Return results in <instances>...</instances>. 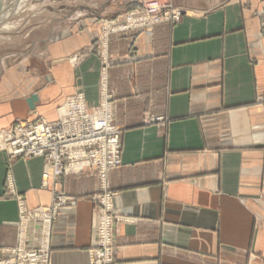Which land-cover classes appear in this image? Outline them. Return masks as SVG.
<instances>
[{
  "label": "crops",
  "instance_id": "1",
  "mask_svg": "<svg viewBox=\"0 0 264 264\" xmlns=\"http://www.w3.org/2000/svg\"><path fill=\"white\" fill-rule=\"evenodd\" d=\"M176 1L199 15L159 25L152 37L111 40L110 57L119 63L108 71L109 92L123 162L106 181L121 220L114 264H264V0ZM83 27L51 26L45 38L32 35L45 60L21 54L6 69L3 56L0 131L18 119L56 120L75 91L98 104L96 55L76 67L64 60L95 42L97 25ZM150 114L167 121L146 124ZM96 169L43 187L50 168L42 158L10 159L0 151V261L12 258L19 241L12 188L29 207L49 206L53 190L76 196L53 224L49 264H89L90 195L102 189ZM37 242L32 223L27 246Z\"/></svg>",
  "mask_w": 264,
  "mask_h": 264
},
{
  "label": "rangeland",
  "instance_id": "2",
  "mask_svg": "<svg viewBox=\"0 0 264 264\" xmlns=\"http://www.w3.org/2000/svg\"><path fill=\"white\" fill-rule=\"evenodd\" d=\"M18 1L1 0L0 2V61L3 56L7 54V56H5V65L2 66L6 69H10L15 64L19 63L21 54L37 53L38 56L45 60L47 55L45 57L44 51L40 50L39 47H32L33 44H31L32 40L30 39L35 33H37L40 38H45L47 31L45 28L51 26L59 28L62 27V25H80L82 29L84 28L83 25H85L86 28L89 27V25H97L98 27V34L95 42L89 46L87 50L82 49L76 51L64 58L66 62L73 67H76L88 54L96 55L101 65L99 75L100 99L98 104H89L82 91H75L73 94L64 97L63 103L58 108L59 117L56 120L51 121L42 116H39V118L35 120L18 119L10 128L0 131V151H5L10 159L18 157L27 159L42 158L44 166L50 168L49 172L46 170L43 172V187H48L51 183L59 181L65 174H78L87 167L97 168L96 170L102 183V189L99 192L90 195L91 201L95 204L91 244L88 249L89 264H91L96 258L91 255V251L95 248L93 246L94 232L96 231L98 235L100 234L98 232L99 213L102 209H109L107 206H104V204H107L105 201L110 203V205H108L110 206L108 212L112 217V221H114L112 225L114 250L117 248L115 239L116 226L117 223L121 221L114 212L113 203L117 194L106 188L107 176L110 170L121 166L123 163L121 129L115 123L114 109L112 105L114 97L113 94L109 92L108 71L110 67L119 63V61H115L110 57L111 40L113 38L119 39L122 37L134 38L141 33H146V35L152 37L154 36L155 28L159 25H177L184 17L198 16L199 13H196V11L189 9L186 6L178 4L176 0H136L137 2L134 3H131V0H28L25 5L20 7V9L17 8ZM7 11H11L9 14L10 16L4 18L3 15ZM39 59L34 58V64L39 65ZM77 95L83 96V102L88 114H93L94 116L103 115V117L109 121L110 131H106L105 133L106 140L103 142L104 144L100 142L94 147L87 146L86 149H89L90 151L88 153L91 154L96 149L99 151H109V141L112 139H118V159L115 166H111L105 170V172L92 162L86 164L81 169L72 166L71 162L75 159L69 158V156L64 153V151L69 149L66 147L69 144L66 143L62 148L55 146L63 136L62 134L64 131L59 132V130L57 132L55 131L53 136L48 139V143L51 145L47 148L50 151L48 152L50 157L48 155L28 156L26 154L27 152L24 150L20 151V153H15V151H13L16 146L13 136H16L19 127H22V125H28L29 123L34 126L40 123H47L50 125L63 124V119L65 117L68 115L70 117L74 111H78L76 108L75 110L74 108H71L70 103L72 97ZM261 101L264 102V97L261 98ZM144 121L146 124H164L167 119L163 115L150 114L145 115ZM72 147L73 145L71 148ZM27 149L29 150L30 147H27ZM55 152H58L56 158L52 155ZM57 158L62 161V171L56 169ZM45 176H48V179H46ZM8 182L11 183L12 180L8 179ZM9 193L16 198L18 203L19 217L16 227L17 230L20 231V233L18 232L19 238L21 233L26 234L27 237L32 223L36 225L38 224L37 245L32 248L28 247L27 243L26 246L24 243H22V245L28 251L36 253L38 257L37 264H49L50 233L52 232L53 224L63 208L73 207L77 204V197L69 195L66 192L53 190V197L49 206L29 207L24 195L16 190H12V188L9 189ZM47 230H49L48 233ZM33 231H35V229ZM17 247L18 244L13 250ZM13 250L10 252L12 256L10 260L17 257ZM116 252L117 249L115 253ZM10 260L6 262L0 261V264H9L8 262ZM29 260V255L24 254L22 255V259L18 260L17 264H22V262L24 264L27 261L29 262ZM115 262L116 254L113 264ZM101 264H104L103 259Z\"/></svg>",
  "mask_w": 264,
  "mask_h": 264
},
{
  "label": "built area",
  "instance_id": "3",
  "mask_svg": "<svg viewBox=\"0 0 264 264\" xmlns=\"http://www.w3.org/2000/svg\"><path fill=\"white\" fill-rule=\"evenodd\" d=\"M70 103L71 108H74V110L76 108L78 111H74L70 117L69 115L65 117L63 119V124L50 125L47 123H40L34 126L29 123L28 125H22V127H19L16 136H13V139L16 143V146L14 148L15 150L13 149V151H15V153H20V151L24 150L25 152H27L26 154L28 156L48 155L50 157L48 153L50 151L47 148L51 145L48 143V139L53 136L55 131L57 132L59 130V132H64L62 134L63 136L60 138L61 140H59L55 146L62 148L64 145H66V143L70 145L66 146L69 149H67V151H64V153L65 155H68L69 158L75 159L71 162L72 166L77 167V169H81L86 164L92 162L98 165L103 172H105V170H107L111 166H115L118 159V139H112L109 141V151H99L98 149H96L93 153L90 154L88 153L90 152L89 149H86L87 146L94 147L100 142L104 144L103 142L106 140L105 133L106 131H110L109 121L106 120L103 115L94 116L93 114H88L83 102L82 95L73 96L72 100H70ZM72 145L73 147L71 148ZM27 147H30V149L28 150ZM52 155L56 158L58 156V152H55ZM56 160V169L62 171V161H60L58 158ZM45 178L48 179V176H45ZM105 203L107 204H104V206H107V208L109 209H102L99 213L98 232L100 234L98 235L96 231L94 232L93 246L95 248L91 251V255L92 257H96V261L93 260V263L91 262V264H101L102 259L104 264H113V262L115 261L116 249L114 250L113 248L114 235L112 226L114 221H112V217L108 212V210H110V206H108L110 205V203H108L107 201H105ZM48 232L49 230H47V233ZM22 243H24V245L26 246L27 237L24 233L20 234L18 247L13 250L16 253L17 257L11 259L8 263L17 264L18 260L22 259V255L26 254L29 255L30 260L29 262L27 261L24 264H37L38 257L36 253L28 251L22 245Z\"/></svg>",
  "mask_w": 264,
  "mask_h": 264
},
{
  "label": "bare ground",
  "instance_id": "4",
  "mask_svg": "<svg viewBox=\"0 0 264 264\" xmlns=\"http://www.w3.org/2000/svg\"><path fill=\"white\" fill-rule=\"evenodd\" d=\"M18 1V0H17ZM28 0H19L18 1V7L17 8H19L20 9V7L22 6V5H25L26 4V2H27ZM17 6V5H16ZM13 9V8H12ZM14 9H16V8H14ZM11 10V9H10ZM10 12L11 11H7V12H5L4 13V15H3V17L4 18H8L10 15ZM77 168V167H76Z\"/></svg>",
  "mask_w": 264,
  "mask_h": 264
},
{
  "label": "water",
  "instance_id": "5",
  "mask_svg": "<svg viewBox=\"0 0 264 264\" xmlns=\"http://www.w3.org/2000/svg\"><path fill=\"white\" fill-rule=\"evenodd\" d=\"M0 2H1V0H0ZM32 101V100H31ZM31 101H29V104H30V106L33 108L34 107V103H32Z\"/></svg>",
  "mask_w": 264,
  "mask_h": 264
}]
</instances>
